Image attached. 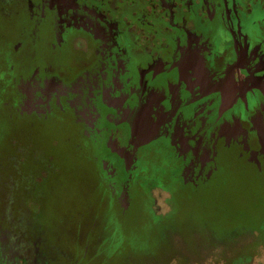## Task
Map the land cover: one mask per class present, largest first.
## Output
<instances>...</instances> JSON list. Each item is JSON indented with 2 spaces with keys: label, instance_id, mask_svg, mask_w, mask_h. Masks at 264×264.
Returning <instances> with one entry per match:
<instances>
[{
  "label": "rangeland",
  "instance_id": "374dc122",
  "mask_svg": "<svg viewBox=\"0 0 264 264\" xmlns=\"http://www.w3.org/2000/svg\"><path fill=\"white\" fill-rule=\"evenodd\" d=\"M142 1L131 7L137 10ZM189 1L177 3L196 12L209 11L213 5L221 10L225 2L229 20L255 39L264 59V0H242L239 9L235 0H194L192 8ZM126 4L0 0V146L3 153L8 150L0 157L2 257L29 261L37 250L34 241L49 264H264V64L256 94L244 95L235 111L240 117L237 125L227 117L218 119L214 105L208 108L209 95L188 90L182 80L165 73L173 72L165 65L170 56H180L185 46L192 48L188 44L194 48L196 39L184 43L177 37L176 47L168 45L166 55L160 52V41H145L139 35L123 34V43L116 36V47L110 48L115 32L124 28L119 18L128 9ZM225 18L216 16L218 21ZM70 26H88L95 38L105 39L98 47L96 39L71 34ZM192 32L200 44L208 40L200 25ZM216 34L210 29V37ZM74 51L90 60L75 61ZM84 85L95 92L92 97L82 91ZM132 92L139 97L133 98L134 112L148 108L144 121L150 118L151 123L120 133L114 119L132 109L126 102L132 100ZM141 115L136 113L140 119ZM103 122L117 128L108 132L110 149L132 145L125 148L132 156L130 163L116 158L113 149L107 151L111 157L97 154L95 159L89 154L95 138L107 143L98 138ZM169 130L196 139V155L187 159L192 170L210 171L213 176L204 177L226 183L210 203L212 209L174 200V181H169L172 187L156 185L143 193L141 201L135 198L143 180L150 177L159 184L168 168L159 157H150L153 167L139 162L148 156L144 153L149 147H165L147 146L145 139ZM169 140V151L180 154V138ZM176 166L171 170L185 171ZM112 168L129 171V185L123 176L114 182ZM120 195L127 200L119 201ZM152 199L158 208L151 209ZM154 224L158 230H153Z\"/></svg>",
  "mask_w": 264,
  "mask_h": 264
},
{
  "label": "flooded vegetation",
  "instance_id": "af4514ba",
  "mask_svg": "<svg viewBox=\"0 0 264 264\" xmlns=\"http://www.w3.org/2000/svg\"><path fill=\"white\" fill-rule=\"evenodd\" d=\"M125 1H126L125 3H127L125 9L127 7L128 9L126 11L123 10L124 15L123 16L121 15V18H119V22L120 20L122 21L121 27L122 25H124L125 30L123 27L120 29V26L118 25L119 26L118 30L120 29V31H117L119 33L115 32V34L113 35L112 45H110L111 46L110 48L114 49L116 47L117 44L116 36H118L123 43L124 42L122 38L123 34H127L128 36L135 35L136 37L139 35L140 38L141 37L144 38L145 41L155 40L158 44H160L159 43L160 41L161 42L160 52L161 54L166 55L168 45H169V49L172 48V44H175L174 46L176 47L177 45L176 43L178 40L177 37H181L184 43L196 39L195 40L196 46H194V48L192 45L188 44V46L192 48H188L185 46L180 56L177 57L175 56L174 58L170 56L171 58L170 64H165V65L168 67H173L171 68L173 72L172 71L169 72L168 70V72L165 73H167L174 80H182V83L186 86V88H189L188 90L195 91V89H199L202 92L201 94L203 97L209 95L210 97L206 99V101L210 103L208 108H211L214 105L217 111V118L221 119V117L224 118L227 117L229 121H232L237 125V121L239 120L240 117L235 116V111L237 110L238 106L241 105V102L243 101L242 97L244 95L247 96L249 93L251 94L253 93V95L256 94L254 88L257 87L259 81L263 78L262 66L264 64V59L261 56L259 50L261 48L260 46L256 45L255 39L246 36L245 33H243L240 29L236 28L234 24L231 22V20H229V17H227L228 8H226L225 2L222 5L223 8L222 7L220 8L221 10L216 9L215 6L213 5V7L208 9L209 11L197 9L196 12L194 11L192 12L191 8L193 6L194 0H190L188 3V5L190 4L191 11L188 10L189 7H185L184 9L180 8V5L177 3V0H143L139 4V8H137V10L131 7L133 5L132 3L133 2L135 3L136 0H125ZM241 2L242 0H235V3L233 4L239 9L240 7H242L240 4ZM245 12L246 14H250V12H252V7L248 9L246 8ZM223 15L226 17L224 21L223 20L218 21L216 19V16L219 17V19H222ZM89 16L91 17L92 15ZM143 20L145 24L141 22ZM200 22L202 24H200ZM195 25L196 26L200 25L201 32L203 33L205 32L206 34L205 38H208L207 41L200 39L201 41L204 42V44H200L199 42H197L199 40L197 35L195 36L194 34H192L194 33L192 32V29L195 28ZM210 29H212L217 34L215 36L210 37ZM83 30L89 31L88 26H86V28H84ZM82 36L87 37L90 41L96 39V43L94 45L97 44L98 47L101 46L102 41H104L105 39L103 35L100 36L99 39L97 37L95 38V35L93 39L92 38L90 39L88 35L86 36L85 34H83ZM209 38L211 41H209ZM106 42L109 41L106 40ZM122 43L120 45H122ZM76 52H81V51H76ZM100 52H102L101 49L98 50V53L96 54L97 58L100 57L99 56ZM81 54L83 55L84 52H82ZM110 54L111 53H109V55ZM164 55H159V56L162 57ZM83 56L82 58L87 59V61L90 60L89 55H85L84 57ZM82 58L80 57V59ZM105 58H108V56H105ZM85 61L81 60L80 62L84 64ZM29 77L30 74L28 78ZM129 94L133 96L132 100L131 101L127 100L126 102H128L127 104L132 109L127 111L128 113L127 116L125 115L126 123L124 121H119L120 124H118L117 127L120 128L118 129L120 133L121 132L125 133L126 130H129L130 133V131L133 132L134 128L138 130L140 128L145 127L146 124L148 125L149 123H151L150 118L147 119L148 120L147 122L144 121V114L148 111V108L142 107L143 111H145L144 113L142 111L134 112L133 103L136 102L133 101V98L139 101V97H136L134 95V92ZM197 96L200 97L199 94ZM110 98L111 95L106 96V99L109 101ZM123 103L125 102L123 101ZM120 107H121V103H120ZM136 113L139 114L141 113L142 114L141 116L143 118L140 119L139 117H137ZM132 118H136V119H132ZM107 125L110 126L108 127V130H106L107 135L108 132L110 133V131L117 129L115 124L111 125V122L106 124L104 127H106ZM159 129L157 131H159ZM164 133L165 132H153L151 134H148L144 142L145 144H147V146L152 143H155L158 144V146L162 144L165 147H161V148L159 147L157 149H152V147H149V149H147L144 153V154H148V156L143 155L140 158H138V160L140 163L142 164L144 163V166H146L149 163H151L150 162L151 156L155 158L159 157L157 159H159L160 164L161 163L166 164L168 168L166 171H164L162 175H160L162 181L159 184H155L154 180H152V178H150L149 176H148L149 178L146 177L148 178V180H143L140 183L142 189L145 188L147 193L150 190H153L154 187H157L156 185H160L159 187H164V186L172 187L170 186L169 181H174L175 184L173 185L174 187L172 191L184 190L187 191L186 194L189 193V197L192 196L193 198V200H187L180 196V201H187L191 205H194L196 202H199L201 206L203 204L205 208L209 210L212 209L213 207L211 205L212 201L216 200L215 197L216 196L219 197V194L223 192L224 185L226 183L219 185L217 184L218 181H215L214 179H212V177L210 178L213 181H211L207 177H204L206 175H212L210 171L203 172L202 174L195 172L196 170H192L190 168V166L188 165L189 161L187 159L192 158V156L196 155L195 150L197 144L194 145L193 143L196 142V139H190V137H186V136H184L185 138H183L182 137L183 135H181V133H179V131L177 130H175L174 133L173 131L170 130L168 131V133L165 134ZM136 135L142 136V132L140 133L137 132ZM128 136L132 137V135L130 134H128ZM128 136L126 137L125 141L129 143V145H131L132 140L129 141ZM170 138H177V139L180 138V144H181V146L179 145L180 148L179 150L181 152L180 154H172L171 151H169L170 148L172 147H170L169 144L166 143L171 142L169 140ZM182 139L184 140L183 142ZM131 146L129 147H127V145L126 147L121 146L122 148L112 146L110 150L113 149L114 152L113 155H115L116 158L118 159L120 158L125 162L130 163L132 161V156L128 155L127 151ZM125 148L127 149V151L125 150ZM106 154H107L106 157L109 156L111 157L112 155L110 153H106ZM171 162L172 164L177 165L176 166L177 169H179V165H180V167L182 169H185V171L179 172V174L176 171H172L170 167L174 165H172ZM150 167H153L152 163ZM113 168L111 171L114 175L118 174L119 178L120 176H123L122 180L125 179L129 180V176H130L129 171H125V172L118 170L115 171L113 170ZM173 169H175V167ZM153 171L157 173V170H153ZM167 173H169L170 176L169 175L167 176ZM202 177H204V179H202ZM207 180L212 184L207 185L206 184ZM131 181L132 180H129L127 184ZM171 194L172 196H174L173 192H171ZM221 202L223 203L222 200ZM157 205H158V201L156 199L155 200L152 199L151 209L153 206H155V208H158ZM2 254L3 253L0 252V264H49L50 263L47 257H46L47 260H45L44 263V259L41 258L42 256H39L38 250L33 251V257L30 258L29 261H26L24 257L22 258V260L20 259L19 261H14V259L13 260L8 259V257L5 259L2 257L3 256Z\"/></svg>",
  "mask_w": 264,
  "mask_h": 264
},
{
  "label": "trees",
  "instance_id": "16d2710c",
  "mask_svg": "<svg viewBox=\"0 0 264 264\" xmlns=\"http://www.w3.org/2000/svg\"><path fill=\"white\" fill-rule=\"evenodd\" d=\"M70 2V1H69ZM118 2H123V3H125L126 1L125 0H118ZM116 17V16H115ZM74 25V24H73ZM69 29L71 30L70 31V33L71 34H73V35H78V34H85L86 36L88 35V37L91 39H93V35L91 34V32H86L85 30H83L84 28H79V27H77V26H74V28H73V26H70L69 27ZM77 33V34H76ZM74 53L76 54H74L73 55V57L74 58H78V59H76L75 61H81V59H80V53H77V52H75L74 51ZM84 57V56H83ZM81 58H82V56H81ZM83 59V58H82ZM85 59V58H84ZM88 83H92L91 81H87V83L86 84H88ZM95 83L96 82H94V85H95ZM83 92H85V95L89 98V97H92L94 94H95V92L92 90V89H90L89 87H85V85H84V88H83V90H82ZM82 93V92H81ZM1 110V109H0ZM1 112V111H0ZM115 121H124L125 120V116H120V117H118L117 119L115 118L114 119ZM106 124H108L107 122H106ZM104 122L102 123V125H101V129L103 128V130H101V132L99 133V131H98V138H99V136L100 137H104L105 138V140L107 141V143L106 144H101V142H99L98 140H97V138H95V140H93L94 141V143H93V145H91V146H93L94 148H93V150L91 151V150H89L88 152H89V154H95V159L96 158H98L99 156L97 155V154H106L107 153V151L110 149V139H109V136L107 135V131L106 130H108V127H110L109 125H107L106 127H107V129H106V127H104L105 125H106ZM114 123L113 122H111V125H113ZM86 127H88V125H86ZM85 127V128H86ZM97 128V127H96ZM93 135H97V134H93ZM90 136H91V134L90 133H88V138H90ZM105 140H103V142L105 141ZM2 148H1V146H0V157H1V154H7L8 153V150H5V152L3 153V149L1 150ZM119 178V176H118V174H115L114 175V177H113V179H114V182H115V178L117 179V177ZM162 181V180H161ZM108 183V182H107ZM0 184H1V171H0ZM110 184V183H109ZM110 185H113V183H112V181H111V184ZM114 186V185H113ZM2 191V189H1V187H0V198L2 197V195H3V193L1 192ZM129 191H131V189H129ZM186 192L187 191H181V190H176V191H174V200L176 199L177 201H180V196L182 197V198H185V199H187V200H193V198H192V196L191 197H189V193L188 194H186ZM143 193H146V189L144 188V189H142L141 190V192H139L138 191V197H137V195L135 196V198H140V201L144 198V194ZM179 193V194H178ZM179 195V196H178ZM131 197V196H130ZM130 197H128V199L130 198ZM134 197V194H133V196H132V198ZM118 199H119V201H124V200H127V198L126 197H123L122 195H120L119 197H118ZM3 203L1 202V200H0V211H2V212H4L3 211V208H2V205ZM5 207H6V205H5ZM2 215V213L0 212V216ZM159 229V227H158V224H154V228H153V230H158ZM33 244H35V242L33 241L32 242ZM32 246V245H31ZM39 246V245H38ZM34 247L35 248H37V250H38V248L39 247H37V245H34ZM32 256H33V254H32ZM39 256H42L41 258L42 259H44V263H45V260H47L46 259V255L41 251L40 253H39Z\"/></svg>",
  "mask_w": 264,
  "mask_h": 264
}]
</instances>
